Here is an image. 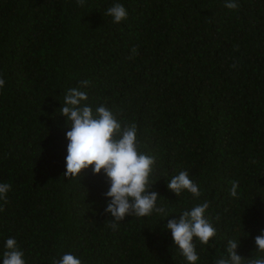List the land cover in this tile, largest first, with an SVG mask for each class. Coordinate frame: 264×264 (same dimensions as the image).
<instances>
[{"label":"trees","instance_id":"obj_1","mask_svg":"<svg viewBox=\"0 0 264 264\" xmlns=\"http://www.w3.org/2000/svg\"><path fill=\"white\" fill-rule=\"evenodd\" d=\"M236 2L233 11L226 0H0V183L11 185L0 200V264L8 238L26 264L65 253L82 264H188L165 226L205 201L217 234L196 241L197 264H214L229 240L245 259L264 256L255 252L264 230V0ZM114 3L128 13L120 24L106 15ZM83 80L93 110L136 125L167 216H129L113 230L106 176L89 168L80 180L64 177L70 127L60 108ZM181 171L199 198L169 191Z\"/></svg>","mask_w":264,"mask_h":264},{"label":"clouds","instance_id":"obj_2","mask_svg":"<svg viewBox=\"0 0 264 264\" xmlns=\"http://www.w3.org/2000/svg\"><path fill=\"white\" fill-rule=\"evenodd\" d=\"M78 6L84 7L86 0H76ZM228 10H239L236 0H226ZM113 22L120 24L127 19L128 13L121 3H114L106 11ZM136 49H132L133 54ZM235 65H233L234 67ZM90 81H80V87L70 88L64 96L60 108L61 116L66 118L70 130L66 132L67 156L65 157L67 179H79L83 171L91 168L94 175L103 173L110 184L104 194L108 203L105 214L110 215V227L117 229L118 223L126 217H147L154 213L167 216V209L157 206L158 193L150 191V176L155 165V158L140 151V141L135 124L123 123L106 106L93 107L87 103L88 95L81 88H87ZM5 81L0 78V89ZM238 182L233 181L230 195L237 197ZM167 188L179 197L185 190L193 198L202 193L199 186L189 177L187 171H181L167 182ZM11 185L0 183V200L7 203V193ZM209 208L207 201L185 210L178 219H167L166 230L171 232L174 245L179 249L188 264H197L196 241L209 245L217 230L206 218ZM219 217H217V220ZM239 241L229 240L224 254L214 259V264H264V256L245 259L237 254ZM256 251L264 253V230L255 237ZM2 264H26L25 254L14 238L5 242ZM51 264H82V260L72 253H65L53 258Z\"/></svg>","mask_w":264,"mask_h":264}]
</instances>
